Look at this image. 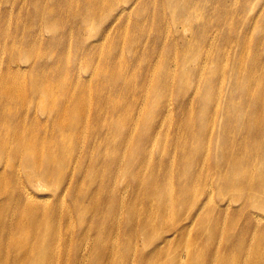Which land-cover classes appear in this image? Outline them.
Returning <instances> with one entry per match:
<instances>
[{"label":"bare ground","instance_id":"bare-ground-1","mask_svg":"<svg viewBox=\"0 0 264 264\" xmlns=\"http://www.w3.org/2000/svg\"><path fill=\"white\" fill-rule=\"evenodd\" d=\"M79 1L83 5L75 11L74 5ZM121 1L128 3L126 7L118 6ZM145 1L61 0V7L57 8L55 5L49 7L47 1L36 9L27 10L33 32L27 33L24 25L19 23L15 33L9 36L11 43L6 41L3 44L8 34L1 36L0 55L2 50L8 56L10 51H16L18 60L13 59L14 54L8 60L6 58V62L0 56V61L5 62V74L11 79L9 84L0 82V105L14 107L1 109L0 116H13L15 113L23 118V122L18 120V124H26L30 116L27 105L31 100L47 109L44 112L47 114L35 132L32 127L23 125L19 132H14L18 142L16 147L7 144L10 138L0 137V264H59L58 255L52 248L76 239L74 249H64L65 264H82L85 259H89L85 264H128L129 258L132 259L131 264H264V214L259 213L264 212V39L261 38L264 36V0H239L236 8L213 7L216 0H159L161 16H167L163 42L178 44L180 49L163 48L155 61H150L146 55L134 59L139 52L137 42L131 40L130 47L135 52L130 55L129 51L125 53L117 49L119 38L108 40L109 36H104L116 19L109 20L108 25L101 28L115 5L119 16L137 3L131 28H139V12H142L141 6ZM255 3H260V13L247 16L242 7ZM206 6L211 19L201 16ZM222 17L226 21L218 30ZM65 18L67 23L76 22L77 28L94 25L104 31L100 36L96 35L94 41L102 40L107 49L76 38L75 51L71 52L69 31L73 26L69 30L56 29L65 32L58 33L56 37L60 39L55 37L50 43L58 45L60 58H67L70 52L69 66L68 58L67 61L65 58L58 67L49 69L42 62L43 53H35V38L36 35L41 38V24L50 25L54 30ZM0 22L3 25L5 19L0 18ZM239 25L247 30H256L255 36L240 29L243 40H239L233 31ZM213 26L216 28L211 29ZM139 34L144 37L145 31L139 28ZM244 43L249 48L245 55L225 56L230 44L240 47ZM258 50H262L263 55ZM19 52L24 54L23 59ZM79 53L87 62L98 56L105 61L101 69V61L93 66L95 69L90 80L80 79L76 66ZM19 61L25 62L29 68L22 70L23 64ZM14 62L18 69H11ZM115 62H119L121 67L116 68ZM42 68L49 69L52 77L56 78L55 86L47 82L37 83L40 77L31 78L30 84L25 80L28 70H37L39 76L44 71ZM31 77H35L33 73ZM92 78L100 84L95 94L105 112L102 115L99 105L88 102L87 107H92V111L95 108L89 122L102 124L106 133L98 145L93 138L89 140L91 163L87 181L99 179L97 168L101 165L96 159L99 153L109 161L108 170L100 176L102 180L110 177L111 169L124 162L127 155L132 157L124 169L126 180L133 181L137 187L139 179L146 176L142 181L146 184L137 187L138 192H128L130 198L127 202L114 195L110 200V210L101 205L104 188L94 191L83 183L86 177L80 167L77 175L73 172L69 177L71 162L78 150L82 151L84 147H81L82 131L79 127L85 117V92L86 88L91 89ZM41 89L47 92L38 97ZM76 90L82 93V97L73 102L66 122L64 115ZM103 92L127 96L121 101L113 99L112 95L103 97ZM28 96L34 98L29 99ZM177 103H180V108L174 115L172 111ZM165 108L168 113H162ZM169 116L175 117L178 124L161 125ZM50 128L55 136L49 135ZM89 129L98 139V127L93 125ZM30 132L33 134L27 139L26 134ZM167 145L179 151L180 163L177 162L176 166L167 158L156 157L153 152L152 148L158 146L168 157L171 152ZM24 151L26 156L21 157ZM81 156H76L77 161ZM151 161L155 163L152 172L149 170ZM21 168L24 172L29 168L26 177L32 185H52L54 198H69L70 207L77 214L74 226L77 234L73 232L69 238L71 225L61 233L63 229L47 216L50 211L55 217L64 210L59 198L52 204L50 196L38 199V195L29 191L26 185L22 186L17 173ZM167 179L168 183L162 182ZM214 185L217 197L228 195V201L216 205L214 189L213 195L211 193ZM197 186H202V190L189 195L190 187ZM143 192L157 196L145 200V194H139ZM224 192H232L244 203L246 201L241 195L247 194L249 205L245 203L244 206L241 202L240 208L229 215L225 209L228 210L236 199ZM220 197L217 201L222 200ZM184 206H187L186 210ZM171 210L174 213L169 221L165 215ZM5 212L17 215V219L7 222L3 215ZM124 212V225L115 228L113 215L123 216ZM100 213L111 218L103 227L95 220ZM238 213H242L243 218L254 220L251 237L235 233V229H231L232 232L227 229L228 217ZM221 214L224 215L222 224L215 216L220 217ZM109 227L117 229L114 238L109 236ZM96 230L97 235L92 238L95 245L86 257L88 246H85L87 249H81V246ZM185 236L193 243L186 247L184 260L175 251L170 253V248Z\"/></svg>","mask_w":264,"mask_h":264},{"label":"rangeland","instance_id":"rangeland-1","mask_svg":"<svg viewBox=\"0 0 264 264\" xmlns=\"http://www.w3.org/2000/svg\"><path fill=\"white\" fill-rule=\"evenodd\" d=\"M48 1L49 3V7H51L52 5H55V7H59L60 6V2L61 0H0V18H4L5 19V23L2 25L0 22V38H2L1 36H5L8 34V36L6 37L5 41L3 42V44H5V42H9L11 43V38H9V36H12L15 33L16 27H18L19 23L24 25L25 31L27 33H31L33 32V28L30 27L31 25V20H29L28 15H27V10H33L36 9L39 5H43L44 3H46ZM134 1V0H132ZM217 2H215L212 6L213 7H222V6H226V7H231V8H236L239 5V0H216ZM131 2V1H130ZM158 3L159 0H147L145 1L142 6H141V10L142 12H139V23L140 26L139 28L145 31V35L144 37H141L139 34V28L137 29H132L131 25L132 23L135 21V10L137 8V4L136 6L132 7L129 11H126L124 13H122L121 15L117 16L118 13V7L117 5H115V8L112 10L113 12L111 13V16L109 17V19L107 20V22H103V25L101 28H105L108 25L109 20L113 21L116 19L115 23H113L111 25V29L110 30H106L104 33V36H109L108 40L110 38L116 37L119 38L118 39V48L121 51H124L126 53V51L130 52V55L135 52V50H133V48L130 47V43L131 40L132 42H137L136 47L138 48L139 52L137 53V55L134 57L138 58H144V56L146 55L147 58L150 61H155L160 57V52L163 48L166 47H171L173 49H180V45L175 44V43H171V42H163V36L165 34V31L167 30V26H166V18L167 16H161L163 14V12L160 10V8L158 7ZM76 4H78L76 6ZM128 3H123L122 1L119 2V7H126ZM259 4L260 3H255L254 4H250V6L246 7H242L244 9V11L246 12L247 16H251V15H255L257 12L258 14L260 13L259 11ZM62 5V4H61ZM82 2H76L74 5V10L78 11L79 8L82 7ZM61 7V6H60ZM203 11V14L201 16L210 18V13L208 11V7L206 6ZM65 13V12H63ZM62 13V14H63ZM235 13V12H234ZM264 13V12H263ZM236 15V14H235ZM259 17H263V16H259ZM119 21H118V20ZM211 19V18H210ZM229 20V18H228ZM226 19H224L223 17L219 19V25H217V29L219 26H222L223 22H225ZM62 24H59L58 27L54 28V30L51 29L50 25H46V24H41L39 27L40 28V34H41V38L38 37L36 35L35 41H36V48H35V53L37 52H41L43 53L44 57L42 58V62L45 65L49 66V69H52L56 67H58L59 64H62V60L65 59V56H62V58L59 57L60 55V51H58L59 47L56 43H54V45H52L50 42L53 41V39L58 35V33L61 35L62 32L65 31H58L56 29H61L62 30H69L70 26H73V28L70 29L69 31V46L71 49V52L75 51V46H76V38L81 41V39L83 40V42H87V44H93V45H98V46H102L105 50L107 49V47H105V44H102V40H98V41H94V39L97 37L96 35L100 36L101 34H103L104 31H101V29L99 30L97 28V26L95 27L94 25H89V26H81L79 28H77V26L75 25L76 22L73 23H67L66 22V18L61 20ZM86 27V28H85ZM163 29V34H161V28ZM84 30H80L83 29ZM216 27L213 26L214 29ZM21 29V28H20ZM240 29H244L243 26L239 25V26H235L233 28L234 33L237 35V37H239V40H243V35L240 33ZM219 30V29H218ZM101 31V32H100ZM7 32V33H6ZM245 34L249 35L251 34L252 36H255L256 30H247L244 29ZM20 34V33H19ZM257 35H259V33L257 32ZM90 37V38H89ZM262 40L264 39V36L261 37ZM56 39H60L57 38ZM107 40V41H108ZM94 41V42H93ZM106 41V42H107ZM54 42V41H53ZM105 42V43H106ZM42 43V46H41ZM59 44V43H58ZM253 44H249V46H252ZM260 47V44H259ZM262 47H264V45H262ZM22 49H24L23 47H21ZM249 48H247L244 45L237 47V45L235 44H230L229 47L226 49L225 52V56H233L235 54H239V55H245L248 52ZM258 52L260 54L263 55V51L262 50H258ZM20 53V52H19ZM17 53V55L19 54ZM81 53V51H80ZM79 53L78 56V61H76V66L78 67V73L80 75V79H86V80H90L91 74L93 73V70L95 69L93 66L97 65L100 61H101V57L98 56L95 59L91 60V61H86L84 60V58L82 57V55ZM14 54V55H13ZM21 54V59H23L24 54ZM74 54V53H72ZM13 55V59L14 60H18L16 57V51H10V55L8 56V54L2 50L1 51V57L2 60L6 62V58L7 60L9 59L10 56ZM69 55L70 52L67 55L66 61H67V65L69 66ZM129 55V57H130ZM205 57V54L202 55L201 60L203 61ZM228 59V58H227ZM0 61V82H4L6 84H9V82L11 81V79L5 74L6 73V68L5 67V62ZM18 62V61H16ZM14 62L12 64L11 69H18L15 66ZM23 64V67H21L22 70H26L29 67L25 66V62H20ZM71 64L73 63L72 61L70 62ZM105 61L103 59V61H101L99 68L101 69L102 66L104 65ZM116 68H120L121 64L119 62H115L114 63ZM62 66V65H61ZM69 68V67H68ZM44 71H42V75H39L36 73L37 70H33L31 72H29V70L25 73V80L30 84L31 82V78L32 79H36L37 77H40L39 79L36 80L37 83H43V82H47L49 85L51 86H55L56 84V78H53L50 70L47 68H42ZM33 73V76L35 77H31ZM69 72H67V76H68ZM96 78H92L91 79V84L92 87L91 89L86 88V92H85V96L86 99L84 100V109H85V117L83 119V122L81 123L82 125L79 127L80 131H82V151L78 150L79 153H77L73 159V161L71 162V166L72 168L69 170V177L70 175L75 172V175H77V170H79L78 168L80 167L83 170V175L86 177V180L83 182L85 183L87 186H90L92 188V190H96L99 187L100 188H104V193H102V199H101V205H103L106 209V207L110 210L112 208V204L110 202L111 198L116 195V198L118 197V200L123 199L126 202L128 201L129 197V193L133 194L139 191V189L137 187H140L141 185H145V183H142L143 180H145V177L140 178V182L137 183V187L135 186V184L133 183V181H129L126 180V177L124 176V169L127 165V163L130 161L132 156L127 155L126 159L124 162H122L121 164H118L117 166L113 167L111 169V176L106 178V179H100V176L108 170V163L109 161L107 159H105L104 157H102L101 155H97L96 159H97V163L100 164L101 166L99 168H97L99 170V173L96 172V174L98 173V177L99 179H97L94 182H88L87 181V173L89 171V165L91 163V156L89 155L88 152V148H89V140L91 138H93L96 142V145H98L101 139L104 140V134L106 133V128L103 127L102 124H91L89 122V118L93 117V112H95V108L92 111L90 107H87V103L91 102V104L93 105V103L95 104V106L99 105V110H101V114L103 115L105 112V108L100 105L99 101H98V96L95 94L96 90L98 88V86L100 84H98V81L95 80ZM22 83H24V79L22 80ZM24 85V84H23ZM89 90V91H88ZM27 91V90H25ZM174 91V90H173ZM45 92H47L44 89L40 90L39 96L41 97ZM175 93V92H174ZM108 95H112L113 99L115 100H121L123 101L127 95H121L118 96L115 93H108L106 94L105 92H103V97H106ZM175 95H177L175 93ZM118 96V97H117ZM72 97H73V101L69 104L68 106V110L66 112V114L64 115V121L67 122V119L69 117V113L73 108V105L75 101L80 100V98L82 97V93L79 90H76L75 92L72 93ZM109 97V96H108ZM29 99L34 98V97H29ZM168 99V96H167ZM141 102L139 101V104ZM11 108H14L11 105H7L5 107L0 105V110L4 109V110H9ZM180 108V103L175 104L174 110L172 111V114L176 115L179 111ZM3 110V111H4ZM27 110H29L30 112V116L28 119V122L26 124H18V120H20L21 122H23V118L22 117H18L15 115L13 116H9V115H1L0 116V137H8L10 138L9 140H7V144H9L10 147H16L18 145V142L16 140V136H14V132H19L20 131V126L23 125L26 128H31L33 132L36 131V128H38V125H42V120L45 119V114L44 113L47 111L42 109V106H37V103L33 100H31L28 105H27ZM162 113H168L166 111V108L162 111ZM144 114V113H143ZM143 114L141 115V120L143 118ZM152 116V114H149ZM135 116V115H134ZM38 121V122H37ZM41 123V124H37V123ZM167 124H178L176 122L175 117L170 118V116L163 120L161 125H167ZM50 125V124H48ZM93 125H96L98 127V133L96 134V136L98 137V139L96 137H94L89 128H92ZM33 132L27 133V139L29 138L30 135L33 134ZM49 135L50 136H55V133H52V130L50 128L49 130ZM175 147L172 145H167V149L170 150L171 154L170 156L166 157V155L164 154V152L161 151V149H158V146H154L153 152H155L156 157H164L165 159H169V162L173 165L176 166L177 162L178 164L180 163V157H179V151L177 152L176 149H174ZM81 154V160L77 161V155ZM88 154V155H86ZM25 155V151L21 153V157ZM184 158V157H183ZM152 164L149 167L150 172H152V167L155 164L153 161H151ZM77 165V168H76ZM212 165V162H211ZM213 168V167H210ZM29 169V168H28ZM28 169L24 170L21 168L19 172L20 176H19V180L21 181L22 186L26 185L27 189H29V191L31 190L32 192H34L36 195H38V199L40 198H47L45 195H47L48 197L50 196L51 199L49 200V202L52 204V201H55L57 198L58 202L60 201V205L61 207L64 208L63 211H60L58 213V215H56L55 217H52V212L50 211L47 216L50 218H53L51 221L52 222H56L57 226H59L62 230L61 233L64 232L65 228L68 225H71V230L68 233V236L70 238V235L75 232L76 234L78 233L76 231L77 228H74L75 224L77 223V214L75 211H72L71 207H70V201L69 198L67 197V200H65V198L62 197H53V186L52 185H38L36 183H29L26 177V171H28ZM75 169V170H74ZM140 171V170H138ZM143 172V170H141ZM173 173L175 175H177L176 170L173 171ZM80 178H82V173L80 171ZM209 181V179L207 178L205 180L206 184ZM164 183H168L169 179L162 181ZM38 188L39 190L35 189ZM50 188V189H49ZM213 189L215 191L216 194V188L215 185L214 187L211 188L212 190V195H213ZM201 191L202 190V186H197L195 188L190 187L189 189V195L191 194V192L193 191ZM129 192V193H128ZM227 194H232L231 196L233 198L236 199V202H232L231 207L227 210L225 209V212H228L229 215L230 213H234L236 210H238L239 204L242 202V204L245 205L248 204L249 205V196L247 194L245 195H241L244 197V200L246 201L245 203L242 200L237 199L235 196H233L234 194L232 192H224ZM141 195L145 194V200L148 199H155L157 194H146L145 192L143 193H139ZM237 195H240L237 192ZM42 196V197H41ZM216 198V205H218L219 203H224L225 201L229 200V196L223 194L222 200L217 201V199L219 197H217V194L214 195ZM115 198V199H116ZM37 199V200H38ZM50 203H48L47 206H50ZM191 203V202H190ZM189 203V204H190ZM193 203V202H192ZM191 203V205H192ZM89 202L86 203V206H88ZM187 206H184V209L186 210ZM259 211V210H257ZM256 211V212H257ZM261 211V210H260ZM253 212V211H252ZM174 211L171 210V213H167L165 215V219L169 220L170 217L173 215ZM259 213H263V211L259 212ZM3 215L6 216V220L7 222H13L14 219H17V215L16 216H12L10 213L5 212ZM125 215L126 213L124 212L123 216H117L113 215V221H115V228L119 227L120 225H124V219H125ZM218 220L219 223H223V217L224 215L221 214V216H217L215 215ZM88 221H90V217L87 218ZM110 217L104 216V214L100 213L97 216H95V220H98L100 223V227L105 226L109 221H110ZM112 221V222H113ZM171 221V220H169ZM252 222V224H251ZM254 220L250 218H243L242 213H238L236 215L231 214V216L228 217V224H227V229L229 231H231V229H235L234 232L235 233H243L244 235H250V237L252 236L254 229L252 227ZM232 223H236V226H232ZM204 225V224H203ZM207 225V224H205ZM123 228V227H122ZM124 229H126V226L124 227ZM109 236L114 238L116 233H117V229L112 230V228L110 229L109 227ZM127 232H132L130 230H127ZM134 232V231H133ZM232 232V231H231ZM140 233V232H139ZM97 235V230L96 232L91 235H89V239L88 242L81 246V249L85 246H88V253L86 254V257L88 256V254L91 251L92 245L94 246L95 244L92 243V238H95ZM141 237H143V235L140 233ZM193 235V233H192ZM191 235V236H192ZM136 239V238H135ZM76 240H72L71 242H68V244H57L55 245L52 250H54L55 255H58L56 257L57 261L59 264H65V260H64V249H74V244L76 243ZM133 242H135L134 237H133ZM141 243V241H140ZM193 243V240L188 239L186 236L180 241V242H174V246H172L171 252L175 251V254L181 255L184 260L186 259V255H187V249L186 247H189L191 244ZM135 245V243H133V246ZM84 249H87V247H85ZM83 249V250H84ZM198 256L201 255L200 251L197 252ZM87 261H89V259H85L83 261L82 264L87 263ZM132 263V259L129 258L128 264ZM192 264V263H190Z\"/></svg>","mask_w":264,"mask_h":264}]
</instances>
